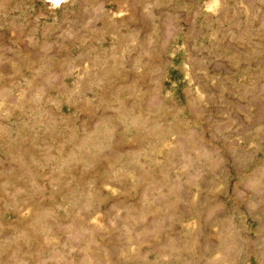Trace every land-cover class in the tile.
<instances>
[{
  "label": "rangeland",
  "instance_id": "1",
  "mask_svg": "<svg viewBox=\"0 0 264 264\" xmlns=\"http://www.w3.org/2000/svg\"><path fill=\"white\" fill-rule=\"evenodd\" d=\"M0 264H264V0H0Z\"/></svg>",
  "mask_w": 264,
  "mask_h": 264
}]
</instances>
